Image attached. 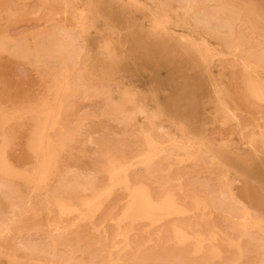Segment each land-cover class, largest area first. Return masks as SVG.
I'll list each match as a JSON object with an SVG mask.
<instances>
[{"label":"rangeland","instance_id":"rangeland-1","mask_svg":"<svg viewBox=\"0 0 264 264\" xmlns=\"http://www.w3.org/2000/svg\"><path fill=\"white\" fill-rule=\"evenodd\" d=\"M0 264H264V0H0Z\"/></svg>","mask_w":264,"mask_h":264},{"label":"bare ground","instance_id":"bare-ground-1","mask_svg":"<svg viewBox=\"0 0 264 264\" xmlns=\"http://www.w3.org/2000/svg\"><path fill=\"white\" fill-rule=\"evenodd\" d=\"M201 22H204V23H207V21L204 19V20H200ZM231 34V33H230ZM221 42V41H220ZM238 42V41H237ZM236 42V43H237ZM244 47V46H243ZM242 48V47H241ZM241 63V62H240ZM251 66V65H250ZM254 67V66H253ZM252 69V68H251ZM258 71V70H257ZM261 78V77H260ZM259 93V92H258ZM154 138V137H153ZM157 142H158V140H157ZM157 144V143H156ZM163 144V143H162ZM155 148H157V147H155ZM47 153V152H46ZM49 155V154H48ZM47 155V156H48ZM148 156H150V155H148ZM49 157V156H48ZM153 157V156H152ZM47 158V157H46ZM115 158H117V157H115ZM119 158V157H118ZM43 160V159H42ZM149 161H150V159H149ZM152 161V160H151ZM120 163H121V161H120ZM126 166V165H125ZM119 171V170H118ZM43 172V171H42ZM43 179V178H42ZM128 181V180H127ZM131 186V185H130ZM132 189V188H131ZM61 202V201H60ZM64 204V203H63ZM67 205V204H66ZM62 206V205H61ZM72 210V209H71ZM67 211V210H66ZM70 211V210H69ZM247 212H248V210H247ZM251 212V211H250ZM247 216H249V215H247ZM241 248V247H240ZM243 249V248H242ZM242 251V250H241ZM246 254V253H245ZM247 255V254H246ZM243 256H245V255H243Z\"/></svg>","mask_w":264,"mask_h":264}]
</instances>
